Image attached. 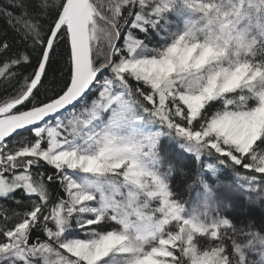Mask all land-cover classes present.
Here are the masks:
<instances>
[{"label":"snow or ice","instance_id":"6c2138e0","mask_svg":"<svg viewBox=\"0 0 264 264\" xmlns=\"http://www.w3.org/2000/svg\"><path fill=\"white\" fill-rule=\"evenodd\" d=\"M7 2L39 61L0 99V264H264V219L222 215L264 204V0H37L43 26ZM58 44L63 86L37 98Z\"/></svg>","mask_w":264,"mask_h":264},{"label":"trees","instance_id":"16d2710c","mask_svg":"<svg viewBox=\"0 0 264 264\" xmlns=\"http://www.w3.org/2000/svg\"><path fill=\"white\" fill-rule=\"evenodd\" d=\"M97 2H104V0H97ZM22 3L27 5L28 15L32 16L36 20H39L42 26L48 23L51 17V9L48 10L49 17L48 19H46L39 15V13L43 11V9L37 6V0H22ZM0 6H3L4 9L8 10L7 16L0 12V40H7L8 42V49L5 52L0 53V62H2L5 58L18 53L20 50H24L29 55V60L27 63L21 62L8 69L9 72L17 73V75L8 79L6 83L4 82V78L0 77V99H2L5 96H13L16 94L17 90L21 86L22 77L29 73L35 66V64L39 61V52L38 48H29L27 46L28 40H31L30 36L27 38V40L24 39L23 31L18 30L15 24L9 23V20L13 15L19 16L21 14V8L19 6H13V4L8 3L7 0H0ZM66 59L67 57L65 48L62 46V44L56 45L54 47V52L50 53L49 55V64L46 67L45 74L44 76H42L41 83L38 86V91L36 93L37 98L42 99L46 96L54 95L63 86L64 78L62 74L64 72ZM253 103V100H249L250 105ZM212 104L213 111H215V109L219 107V103L214 101L212 102ZM161 142L165 145V147L169 146L168 137H161ZM170 147L173 151H181L179 152L181 156L187 155V153H183V150L179 149L177 145L173 144L170 145ZM221 179L225 182H233L235 178L231 173V170L225 169L222 172ZM211 182L215 183V177H211ZM194 188H196L195 184L190 182V186H185V188L183 189V193L187 195L188 200L194 194ZM16 193H22V189H17ZM16 193H14V195ZM18 198L28 201L30 199H38V196L24 197L21 195L18 196ZM234 199L236 203L235 211L232 208L222 209V215L224 216V218H229L230 220L231 217L235 215L236 220L231 222L235 223L237 228L242 226L239 221H243L244 224L248 222L259 224L262 219H264V204H249L246 196L241 193L236 194ZM0 203H3V201L0 200ZM16 210L23 211V209L20 208H17ZM0 215H3V213H0ZM70 230L72 231V229ZM229 231H231V229H229Z\"/></svg>","mask_w":264,"mask_h":264},{"label":"rangeland","instance_id":"374dc122","mask_svg":"<svg viewBox=\"0 0 264 264\" xmlns=\"http://www.w3.org/2000/svg\"><path fill=\"white\" fill-rule=\"evenodd\" d=\"M46 146V145H45ZM195 189V188H194ZM193 189V195L191 196V198L188 200L187 199V195L185 194V193H183V198H184V200H186V201H188L189 203L187 204V207H188V209H189V211H192V210H195L197 207H198V205H199V203L201 202V201H198L197 199H196V197H197V195H198V192L196 191V190H194ZM200 191H202V189L200 190ZM69 231H71V230H69Z\"/></svg>","mask_w":264,"mask_h":264},{"label":"water","instance_id":"95a60500","mask_svg":"<svg viewBox=\"0 0 264 264\" xmlns=\"http://www.w3.org/2000/svg\"><path fill=\"white\" fill-rule=\"evenodd\" d=\"M17 131H20L19 129Z\"/></svg>","mask_w":264,"mask_h":264}]
</instances>
